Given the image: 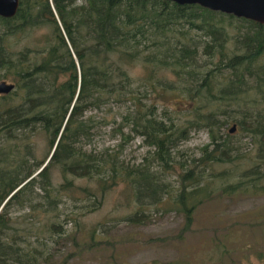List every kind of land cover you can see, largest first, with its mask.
Returning a JSON list of instances; mask_svg holds the SVG:
<instances>
[{
    "label": "trees",
    "instance_id": "obj_1",
    "mask_svg": "<svg viewBox=\"0 0 264 264\" xmlns=\"http://www.w3.org/2000/svg\"><path fill=\"white\" fill-rule=\"evenodd\" d=\"M75 2L18 0L13 17H0V80L14 86L0 95V211L36 186L42 192L32 206L36 210L51 213L63 192L76 199L79 191L88 201L77 210L89 213L108 188L121 183L135 202L149 198L179 213L187 231L196 209L216 192L264 195V25L161 0ZM232 21L244 30L228 33L226 25ZM42 27L48 33L38 48L14 49L12 41ZM192 31L204 38L200 50L207 59L200 65ZM228 42L231 52L226 50ZM134 66L142 69L141 78L130 76ZM162 70L174 82L158 79ZM148 88L154 97L173 90L186 96L187 117L177 121L165 111L158 115L157 102H142L148 100ZM106 99L132 106L122 124L153 149L150 160L158 172L174 170L172 150L190 129H206L210 142L189 165H179L175 186L148 167L128 168L110 155L82 152L76 144L90 130L83 113ZM223 116V124H232L233 131L248 139L250 153L242 155L233 136L219 134L218 117ZM33 132L46 137L48 151L31 166L29 145L16 142ZM52 168L62 178L55 186ZM67 176L95 181L98 189L76 187ZM52 219L37 226L24 221L23 247L17 254V231L0 213V264H38L43 251L27 238L42 243L44 234L63 233L62 224L55 223L57 212ZM142 220L137 213L124 219L133 224ZM76 222L71 215L63 219L64 225ZM5 231L11 232L7 247ZM6 248L10 252H3Z\"/></svg>",
    "mask_w": 264,
    "mask_h": 264
},
{
    "label": "rangeland",
    "instance_id": "obj_2",
    "mask_svg": "<svg viewBox=\"0 0 264 264\" xmlns=\"http://www.w3.org/2000/svg\"><path fill=\"white\" fill-rule=\"evenodd\" d=\"M81 4L83 0H76L75 5ZM226 30L231 34L244 29L240 23L232 21L231 25H226ZM46 33L47 28H35L23 40L20 38V41L15 40L11 44L14 49L23 45L38 48L36 46ZM190 36L193 42L198 43L197 63L200 65L207 59L200 50L204 38L193 31ZM226 50L231 52L230 42L226 44ZM142 75L139 66L130 69L132 78L138 79ZM157 78L174 82V77L165 70L158 72ZM151 93L148 88V100L142 102L146 105L150 101L157 102L158 115L165 111L166 116L169 113V117L177 121L187 117L190 103L186 96L174 90L164 91L157 97ZM132 111L129 103L121 104L112 99H106L98 107L88 108L82 119L87 121L90 130L87 137L78 139L76 148L85 153L110 155L124 167H148L157 172L163 182L175 186L179 165H189L209 144L207 130L190 129L187 138L178 142L172 150L174 170L161 173L157 164L150 160L153 149L146 147L129 126L122 124V118ZM218 120L221 124L219 134L233 136L242 155L250 153L248 139L242 138L236 130L228 133L232 124H223L227 120L224 116L218 117ZM16 143L19 146L29 145L32 158L28 157L27 160L31 166L47 155V139L42 133L21 136ZM67 178L76 187L98 189L95 181L71 176ZM50 180L54 186L62 182L57 168L51 169ZM26 192L0 211L17 231V254L23 247L20 239L24 221L37 226L44 221H53L52 216L57 212L55 223L62 224L63 233L44 234L42 243H34L33 237L27 238L32 246L43 251L38 264H264V195L219 196L216 192L196 209L190 228L183 231L184 221L179 213L163 203H153L149 198L135 202L131 192L121 183L108 188L92 212L82 214L77 210L78 205L88 200L79 191L75 193L76 199L70 193L63 192L58 196L60 202L56 210L51 213L32 207L38 201L36 196L42 194L36 186L29 187ZM136 213L143 219L141 222L133 224L124 221L126 216ZM66 215H71L77 222L64 225ZM10 235V231L3 234L5 247L11 245L6 242ZM3 252L10 251L6 248Z\"/></svg>",
    "mask_w": 264,
    "mask_h": 264
},
{
    "label": "water",
    "instance_id": "obj_3",
    "mask_svg": "<svg viewBox=\"0 0 264 264\" xmlns=\"http://www.w3.org/2000/svg\"><path fill=\"white\" fill-rule=\"evenodd\" d=\"M176 5H198L201 8L224 15H231L236 19H245L259 25H264V0H161ZM18 0H0V17L11 18L15 15ZM10 83L0 82V95H7L13 90ZM233 127L229 130L231 133ZM49 158V157H48ZM48 160V159H47ZM45 161V163L47 162ZM38 172V171H37ZM36 172V173H37ZM35 173V174H36Z\"/></svg>",
    "mask_w": 264,
    "mask_h": 264
},
{
    "label": "flooded vegetation",
    "instance_id": "obj_4",
    "mask_svg": "<svg viewBox=\"0 0 264 264\" xmlns=\"http://www.w3.org/2000/svg\"><path fill=\"white\" fill-rule=\"evenodd\" d=\"M19 250V249H18Z\"/></svg>",
    "mask_w": 264,
    "mask_h": 264
}]
</instances>
